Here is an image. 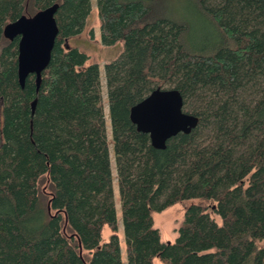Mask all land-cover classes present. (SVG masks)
Listing matches in <instances>:
<instances>
[{
    "label": "trees",
    "instance_id": "obj_1",
    "mask_svg": "<svg viewBox=\"0 0 264 264\" xmlns=\"http://www.w3.org/2000/svg\"><path fill=\"white\" fill-rule=\"evenodd\" d=\"M191 2L212 27L199 46L171 0H97L102 43H124L106 78L128 264H264V0ZM55 4L51 61L39 88L35 74L22 87L5 27ZM91 11L0 0V264H123L100 67L69 43ZM157 87L199 117L163 149L131 120ZM190 199L164 242L155 212Z\"/></svg>",
    "mask_w": 264,
    "mask_h": 264
},
{
    "label": "water",
    "instance_id": "obj_2",
    "mask_svg": "<svg viewBox=\"0 0 264 264\" xmlns=\"http://www.w3.org/2000/svg\"><path fill=\"white\" fill-rule=\"evenodd\" d=\"M58 4L21 16L5 27V36L20 37L18 77L22 87L30 74L36 75L37 88L48 67L59 33L55 14ZM131 120L139 131L150 134L154 147L163 149L168 139L180 132L190 133L199 117L184 110V98L176 88L157 87L131 108Z\"/></svg>",
    "mask_w": 264,
    "mask_h": 264
},
{
    "label": "rangeland",
    "instance_id": "obj_3",
    "mask_svg": "<svg viewBox=\"0 0 264 264\" xmlns=\"http://www.w3.org/2000/svg\"><path fill=\"white\" fill-rule=\"evenodd\" d=\"M91 2L92 11L87 18L86 26L83 32L77 36L70 38L69 43L70 45L77 46L80 50L88 54V64L96 63L100 67L101 89L105 107V120L109 140L111 167L113 171L114 199L116 203L117 217L119 222L118 233L121 237L123 264H128L126 246L124 241V226L117 178L114 143L112 138V125L106 78V64L118 58V56L124 50V43L123 41H118L117 43L110 46L104 45L102 43L100 35V18L98 14L97 0H91ZM171 4L174 11L180 13V15L184 16L185 18L187 17V19L190 21L192 25V30L190 33V36L192 37L191 40H193L197 46L201 45L202 40L206 38V36H209L211 34L212 27L207 21V17L197 10L191 0H171ZM39 190L42 195L43 202L47 206L49 204V199L52 194V189L50 182L46 176L40 179ZM195 202H199V200H182L171 205L165 210L155 212V225L160 229L162 234V240L164 242L168 243L174 242L176 240L178 236V228L184 219L185 210L188 206ZM51 213L53 214L54 211H52ZM213 216L217 219V221L221 222V219L217 215L213 213ZM111 233V229L109 227H105L103 231L102 241H106L107 239H109ZM260 244L264 245V242H261ZM80 252H83V254L87 255V252L86 250H83V247H81ZM156 263L164 264L159 259H156Z\"/></svg>",
    "mask_w": 264,
    "mask_h": 264
}]
</instances>
